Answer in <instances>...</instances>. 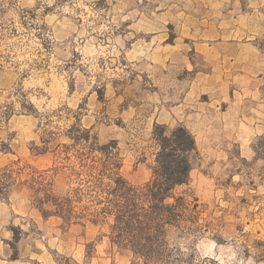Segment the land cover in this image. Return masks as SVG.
Masks as SVG:
<instances>
[{"label":"rangeland","instance_id":"374dc122","mask_svg":"<svg viewBox=\"0 0 264 264\" xmlns=\"http://www.w3.org/2000/svg\"><path fill=\"white\" fill-rule=\"evenodd\" d=\"M157 124L196 149L149 264H264V0H0V264H131L110 218L45 217L33 179L63 195L60 152L115 140L142 185Z\"/></svg>","mask_w":264,"mask_h":264},{"label":"trees","instance_id":"16d2710c","mask_svg":"<svg viewBox=\"0 0 264 264\" xmlns=\"http://www.w3.org/2000/svg\"><path fill=\"white\" fill-rule=\"evenodd\" d=\"M89 138L83 133L75 137V142ZM154 138L158 150L151 166L152 175L144 184L135 185L119 172L122 163L116 151L117 142L113 140L92 147L101 152H75L74 157L69 152H60V164L52 169L55 173L69 171L75 185L57 195L53 182L40 173L33 179L37 186L33 184L34 202L45 217L58 216L68 224L82 219L98 224L110 218L111 242L132 253L131 264L155 261L162 256L167 228L181 220V198L173 202L169 198L174 197L177 187L189 181L196 140L184 126L168 134L165 126L159 124L154 128ZM48 149L44 146L36 153L46 154ZM8 186L0 180V197L6 194Z\"/></svg>","mask_w":264,"mask_h":264}]
</instances>
